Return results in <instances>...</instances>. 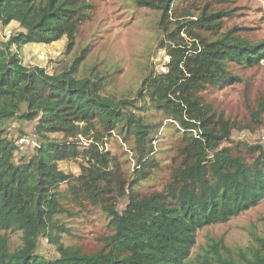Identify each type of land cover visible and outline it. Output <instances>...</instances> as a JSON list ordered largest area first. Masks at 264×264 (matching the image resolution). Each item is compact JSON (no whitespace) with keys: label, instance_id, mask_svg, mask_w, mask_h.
Masks as SVG:
<instances>
[{"label":"trees","instance_id":"trees-1","mask_svg":"<svg viewBox=\"0 0 264 264\" xmlns=\"http://www.w3.org/2000/svg\"><path fill=\"white\" fill-rule=\"evenodd\" d=\"M95 1L0 0V25L23 29L0 43V264H264V236L242 260L222 240L191 258L200 230L264 201V151L248 162L220 147L236 123L204 98L242 80L232 66H260L264 39L223 30L233 17L229 0H131L153 13L146 26L167 58L164 71L147 62L132 97L112 91L122 68L78 39ZM62 39L73 56L54 73L23 65L25 45ZM13 122L35 123L29 157H18ZM108 138L119 153L105 149ZM64 161L78 173L62 171ZM158 172L168 173L161 189L141 194ZM92 211L106 231L101 247L65 244L70 224ZM7 234L20 243L12 248ZM41 238L55 258L38 254Z\"/></svg>","mask_w":264,"mask_h":264},{"label":"rangeland","instance_id":"rangeland-1","mask_svg":"<svg viewBox=\"0 0 264 264\" xmlns=\"http://www.w3.org/2000/svg\"><path fill=\"white\" fill-rule=\"evenodd\" d=\"M227 8L234 9L233 17L226 19L223 30L237 28L236 34L250 42L264 39V0H229ZM95 9L91 19L85 23L78 34V39L83 46L91 45V54L110 64H118L122 71L113 85L114 92L133 93L138 88L142 68L150 61L157 72L162 70V62H166L164 51L157 49L153 33L147 28L146 23L153 17L148 10L135 9L131 0H96ZM23 29L15 22L8 26L0 25V43H5ZM185 40L189 38L182 34ZM78 48H76L77 50ZM12 51L15 48L12 47ZM73 52L66 53V40L52 44H28L20 52L24 66L28 68L39 67L48 74L54 71ZM92 58V55H91ZM89 58V62L91 60ZM234 73L241 77L240 82H232L224 88L211 89L204 95L205 101L212 104L217 112H221L225 119L235 122L229 135V140L220 147H229L235 156L243 157L248 162L259 155V150L264 151V60L260 66L251 69H237L232 66ZM260 110L256 118L252 113ZM34 122H13L7 125L9 137L19 140L27 139L24 144H19V155L29 157L34 152ZM33 140V141H32ZM105 149L111 153H119L115 139L106 140ZM127 151V150H126ZM59 167L66 173L77 174L76 164L70 161L59 163ZM150 177L142 188L141 194H148L161 189L162 184L168 179V173L158 172ZM125 206V200H120L118 210ZM87 218H78L70 226L73 228L74 237L65 240V244L80 247L84 252H94L101 247V237L106 233L102 226L101 213L90 212ZM100 218V219H99ZM102 222V223H101ZM2 234V231H0ZM264 236V201L254 209L231 219L228 223L205 227L197 234L196 244L191 258L203 255L207 245L212 241L222 240L225 247L236 259L249 255L248 248L258 247V239ZM11 247L17 246L20 241L17 235L7 234ZM38 254L53 259L56 257L55 249L41 238Z\"/></svg>","mask_w":264,"mask_h":264},{"label":"built area","instance_id":"built-area-1","mask_svg":"<svg viewBox=\"0 0 264 264\" xmlns=\"http://www.w3.org/2000/svg\"><path fill=\"white\" fill-rule=\"evenodd\" d=\"M162 71H164L163 68H162ZM26 142H27L26 139L21 138V139H19V140L17 141V144H18V143H19V144H24V143H26Z\"/></svg>","mask_w":264,"mask_h":264}]
</instances>
